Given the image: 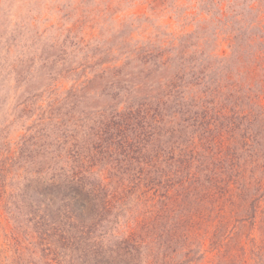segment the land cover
<instances>
[{
  "label": "rangeland",
  "instance_id": "1",
  "mask_svg": "<svg viewBox=\"0 0 264 264\" xmlns=\"http://www.w3.org/2000/svg\"><path fill=\"white\" fill-rule=\"evenodd\" d=\"M128 110L148 118L145 145L130 129L96 134ZM156 144L159 158H195L199 194L206 175L219 187L202 218L170 220L154 256L142 248L129 264H264V0H0V264H57L33 242L43 224L24 207L40 197L27 185L53 189L79 158L98 172L81 184L96 187L109 158H154ZM179 187L145 205L129 195L104 237L131 234L152 206L196 208L194 190L187 206L175 198ZM55 250L60 264H83L73 248Z\"/></svg>",
  "mask_w": 264,
  "mask_h": 264
},
{
  "label": "trees",
  "instance_id": "2",
  "mask_svg": "<svg viewBox=\"0 0 264 264\" xmlns=\"http://www.w3.org/2000/svg\"><path fill=\"white\" fill-rule=\"evenodd\" d=\"M139 116H135L131 110H128L126 115H118L116 113V115H112L105 122L100 123L104 127L96 131V134L98 136L99 134H104L109 136V139H115L118 135L117 132L120 134L117 137L121 138L123 130L130 129L132 134H134L132 139L136 142V146L140 143L143 146L147 140L142 142L140 135L142 134L143 137L146 135L143 129L147 125L148 118L145 119ZM201 126L203 133L204 130H208V125L201 124ZM128 140L129 136L126 142ZM155 146L152 149L154 158H113L112 160L109 158V168L104 166L106 168L105 175H99L100 179L96 184L97 186L95 185L96 187L91 186V183L88 182L84 185L81 184L82 180L80 177H83V174L89 175L92 172H98L92 167L91 161L80 160L79 158H68L69 164L72 166L69 165L67 170L71 174L65 178L58 177L53 189L42 185V188L38 191L37 188L33 191V186L27 185L26 194L31 191L32 193H37L40 197L31 201L30 206L24 205V207L31 208L29 212L38 215L43 224L38 240L35 239L33 242L37 246H43L46 250L53 251L56 254L54 257L51 256V258L48 256V259H55V262L60 264L59 260L63 259V256L57 254L55 247H63L65 249L73 248V251H78L83 264H129V262H134V260L137 262L142 248H144V256L153 257L155 248L165 244L157 239V237H160L158 236L159 234L157 235V231L165 229L170 220L171 222L174 220L173 224L176 223V229H180L187 220L192 219V222H194V218L196 220L202 218L205 204L208 201L212 204L214 203L213 198L207 197L210 194L209 192L219 187V181L215 176L206 175L204 192L199 194L201 190L198 187L203 183L202 181L198 183L197 177L201 167L197 170L192 169V161L195 158H190V156L184 154H180V158H159L162 154L156 151L158 144ZM69 154L70 156L76 154L74 147L70 149ZM75 161H77V164H75ZM1 167L0 178L4 179L6 174L3 171H7L8 168ZM50 182H52V178ZM175 186H180L176 189L175 198L181 196V205L187 206L189 204L191 197L188 193L192 194L193 190V201L194 196H196L198 198L196 204L199 205L193 210H187V213L182 215L175 214V208L171 207L174 204L168 206L162 204V207L152 206L131 220L134 223V230L132 227L133 234L128 233V235H125L124 231L111 242L104 237L108 233L103 226L106 225L105 223L111 222L109 219L111 214H113L112 217L114 219L120 212H124L123 209L125 207L123 204L129 195L127 203L132 196L134 200L135 197L137 198V204L143 205L142 201H144L145 205L146 201L162 193L160 192L162 187H165V192H167ZM50 190H55L56 195L59 196H52ZM136 191L139 192L141 197L138 198L136 196ZM150 191L152 193L151 197L147 196ZM144 193L146 194L144 199H142ZM31 194L27 195L28 198L31 197ZM57 197L60 202L58 205L55 204ZM166 197L168 203L171 197L168 195ZM25 199H22V202ZM174 202L178 204L176 199H174ZM15 209L18 213L20 212L18 210L20 208ZM188 212L189 215L187 216ZM49 218H54V221L57 219L58 223L49 220ZM166 220L167 222L165 223ZM113 223L116 224L115 220ZM28 242L33 245L32 241ZM24 247L26 248V246ZM27 248L30 253H34L35 250L33 248ZM162 255L166 256L165 254ZM160 259L168 262H173L174 260L170 257H160Z\"/></svg>",
  "mask_w": 264,
  "mask_h": 264
}]
</instances>
